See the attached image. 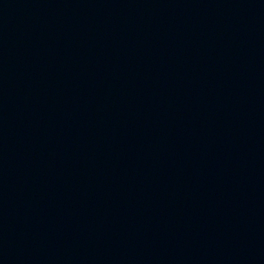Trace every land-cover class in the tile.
<instances>
[{"label": "water", "instance_id": "obj_1", "mask_svg": "<svg viewBox=\"0 0 264 264\" xmlns=\"http://www.w3.org/2000/svg\"><path fill=\"white\" fill-rule=\"evenodd\" d=\"M0 264H264V0H0Z\"/></svg>", "mask_w": 264, "mask_h": 264}]
</instances>
